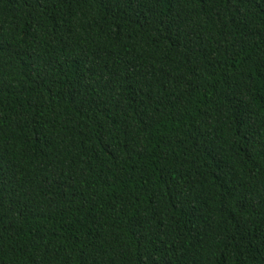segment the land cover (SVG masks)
Listing matches in <instances>:
<instances>
[{
  "label": "trees",
  "instance_id": "1",
  "mask_svg": "<svg viewBox=\"0 0 264 264\" xmlns=\"http://www.w3.org/2000/svg\"><path fill=\"white\" fill-rule=\"evenodd\" d=\"M0 264H264V0H0Z\"/></svg>",
  "mask_w": 264,
  "mask_h": 264
}]
</instances>
